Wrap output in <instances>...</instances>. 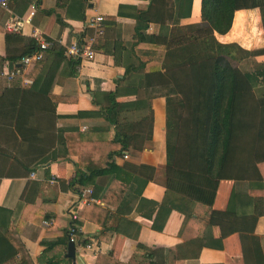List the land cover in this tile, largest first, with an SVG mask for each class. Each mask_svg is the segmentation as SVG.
Instances as JSON below:
<instances>
[{
  "label": "crops",
  "instance_id": "crops-1",
  "mask_svg": "<svg viewBox=\"0 0 264 264\" xmlns=\"http://www.w3.org/2000/svg\"><path fill=\"white\" fill-rule=\"evenodd\" d=\"M75 2L72 0L68 7L69 0H8V10L0 8V264H61L68 243L67 211L75 202L76 193L90 189L91 196L100 195L110 178L96 176L83 187H71L77 156H64L63 137L58 129L77 124L82 131L104 125L87 90L114 89V77L123 73L120 60H113L114 44L133 40L136 15L146 9L148 0H86L82 19ZM176 2L181 12H186V4L189 6L188 15L179 16V25L199 21V0ZM30 10L32 15L19 31L4 28L6 19L26 18ZM242 11L245 10L234 12L228 32L214 35L217 41L234 42L227 34L236 14ZM95 15L103 18L104 36L92 43V60L74 62L66 57L55 66L53 53L46 51L40 64L18 63L29 40H53L63 46L76 41L77 35L92 36L93 31L85 24ZM143 33L151 41L166 35L154 22L148 23ZM134 51L141 61L179 57L177 48L162 53L159 48L143 44ZM14 57L17 58L10 61ZM254 60L264 62V54ZM4 68H17V73L7 78L1 74ZM50 69L53 77L46 79ZM47 88L49 93L42 92ZM50 95L56 98L54 103ZM127 99L132 97L119 98ZM151 107L150 146L115 159L117 165L124 166L126 188L117 207L109 208L104 223L108 231H103L109 238L98 239L101 227L82 218V210L89 203L80 201L78 233L86 239L85 243L94 239L96 250H86L85 243L72 242L75 257H69L68 264H95L96 257V264H264V214L252 223L249 214L254 195L261 196L264 208V174L260 188L250 180L218 182L211 208L228 215V220L220 225L206 223L202 208L184 200V212L171 209L162 229L152 228L158 207L166 197L164 99L153 98ZM79 112L88 114L80 116ZM75 115L87 120L75 123L64 118ZM142 165L153 168L151 179L143 186ZM93 199L90 203L101 205L98 198ZM167 200L181 203L172 190L167 192ZM244 215L247 220L241 218ZM44 249L47 252L38 263Z\"/></svg>",
  "mask_w": 264,
  "mask_h": 264
},
{
  "label": "trees",
  "instance_id": "trees-1",
  "mask_svg": "<svg viewBox=\"0 0 264 264\" xmlns=\"http://www.w3.org/2000/svg\"><path fill=\"white\" fill-rule=\"evenodd\" d=\"M85 1L76 0L74 6L80 9L81 19ZM176 1L167 4L166 0H148L146 9L136 15L133 40L114 44V63L120 60L123 68V73L113 79L114 89L87 90L90 103L102 114L104 125L82 131L77 124L58 129L63 137L64 156H77V171L71 187H83L96 176H110L100 195H92L101 205L89 203L81 213L83 219L100 225V240L109 238L103 235L109 208L117 207L126 188L124 166L117 165L115 159L150 146L151 101L155 97L164 99L166 197L153 219L154 230L162 229L171 209L184 212V200L202 208L206 223L220 225L228 220L227 213L211 208L220 180H250L259 188L263 183L264 62H256L254 57L264 54V0H199V21L184 25H179V16L188 15L189 6L186 4V12H181ZM250 9L258 10L262 47L249 50L236 42L221 43L214 38L229 31L235 11ZM150 22L159 24L166 35L152 41L146 37L143 32ZM101 36H104V27ZM83 37V34L77 35L76 41L80 42ZM143 44L159 48L162 53L177 48L179 57L141 61L134 48ZM27 46L19 56L36 48L33 40ZM47 51L53 53L55 66L66 59L64 47L57 43ZM242 62L247 66L240 67ZM45 76L46 79L53 77L51 69ZM42 92L49 93V88ZM173 96L178 98L172 99ZM49 97L53 103L56 101ZM121 97L132 99L119 100ZM64 118L75 123L87 120L76 115ZM140 169L144 174L143 186L151 179L153 168L142 165ZM171 190L179 196L180 204L167 200V192ZM260 197L254 195L250 201L251 223L264 214ZM241 218L248 219L245 215ZM71 222L68 220V225L74 227L75 222ZM76 241L84 244L86 239L78 233ZM46 252L47 249L42 251L38 263ZM60 263L68 264L69 257H62Z\"/></svg>",
  "mask_w": 264,
  "mask_h": 264
},
{
  "label": "built area",
  "instance_id": "built-area-1",
  "mask_svg": "<svg viewBox=\"0 0 264 264\" xmlns=\"http://www.w3.org/2000/svg\"><path fill=\"white\" fill-rule=\"evenodd\" d=\"M0 8L4 10H8V0H0ZM31 15H32V11L30 10L26 18L17 19L10 17L6 19V21L4 22V28L8 31L17 32L20 30L24 22H28L29 17ZM102 21L103 18L101 15H95L89 18L86 21L85 27L91 29L93 31V35L83 37L82 40H80V42L74 41L67 45H63L64 55L72 59L92 60L94 56V49L92 43L95 41V38L101 37L103 30ZM56 42L58 43V41ZM54 44L55 42L53 40L47 41L41 39L35 42L36 48L31 53L21 56L18 63L21 66H27L33 62L42 60L45 51L49 50ZM16 73H17V68H12L10 70L4 68L3 70H1V74L6 76L7 78L14 76ZM122 157L126 158V154L125 153L122 154ZM74 199L75 202L67 211L68 220L75 222L76 224L74 227L71 226L72 224L66 226V234L68 237V241L71 242L76 241V235L79 232V228L76 222L78 220V209H79L80 201L83 204H87L94 201L93 197L91 196L90 189H85L81 192L76 193ZM88 240L89 241L83 245V248L86 250L95 251L96 250L95 240L92 238Z\"/></svg>",
  "mask_w": 264,
  "mask_h": 264
},
{
  "label": "rangeland",
  "instance_id": "rangeland-1",
  "mask_svg": "<svg viewBox=\"0 0 264 264\" xmlns=\"http://www.w3.org/2000/svg\"><path fill=\"white\" fill-rule=\"evenodd\" d=\"M227 37L245 49L254 50L262 47L263 38L258 10L250 9L236 14L235 22ZM239 66L244 67L247 65L242 62ZM176 98L178 96L172 97V99Z\"/></svg>",
  "mask_w": 264,
  "mask_h": 264
},
{
  "label": "water",
  "instance_id": "water-1",
  "mask_svg": "<svg viewBox=\"0 0 264 264\" xmlns=\"http://www.w3.org/2000/svg\"><path fill=\"white\" fill-rule=\"evenodd\" d=\"M65 256L70 257L72 260H74L75 253H74L73 244L71 241H68L67 243V249H66Z\"/></svg>",
  "mask_w": 264,
  "mask_h": 264
}]
</instances>
